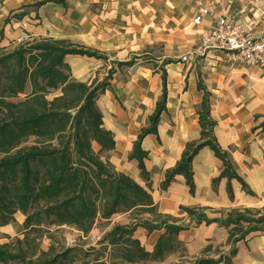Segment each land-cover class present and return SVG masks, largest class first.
<instances>
[{
	"label": "crops",
	"instance_id": "crops-1",
	"mask_svg": "<svg viewBox=\"0 0 264 264\" xmlns=\"http://www.w3.org/2000/svg\"><path fill=\"white\" fill-rule=\"evenodd\" d=\"M39 1L0 0V48L7 50L28 35L33 40H69L103 55L104 59L70 54L63 58L76 81L106 84L95 103L115 146L102 159L115 172L146 188L159 214L184 226L177 234L184 249L182 259L194 260L210 244L217 245L218 251L212 252V247L208 256L222 259L219 264H225L226 257L231 264H264V231L237 242L231 256L226 229L216 223L196 225L180 210L181 206L199 207L208 218H217L231 208H264V75L257 68H230L222 52L191 54L217 16L234 13L243 21L251 20L254 8L264 5V0H52L35 7ZM202 6L210 9V16L195 25L192 18ZM256 29L259 26L253 27ZM162 71L165 111L160 114L157 133L141 142L148 153L143 161L149 174L145 182L137 161L128 157L160 100ZM199 81L209 94L213 136L254 196L246 194L235 179L230 181L232 201L227 196L226 178L212 188L223 165L208 147L191 161L193 195L181 175H175L167 189H160L165 172L177 165L185 144L199 139L197 112L203 98ZM92 148L99 150L94 142ZM163 231L148 233L138 227L134 237L151 252Z\"/></svg>",
	"mask_w": 264,
	"mask_h": 264
},
{
	"label": "trees",
	"instance_id": "trees-1",
	"mask_svg": "<svg viewBox=\"0 0 264 264\" xmlns=\"http://www.w3.org/2000/svg\"><path fill=\"white\" fill-rule=\"evenodd\" d=\"M49 1L52 0H42L34 6L40 7ZM55 2L63 3V0ZM69 54L105 58L69 40L52 38H40L21 44L12 52H0V228L13 223V215L19 211L25 216L23 227L27 231L41 232V222L49 220L51 224L73 226L86 234L98 213L103 219H109L118 213L135 211L147 218L141 224L116 225L103 240L117 251V258L122 262H162L182 248L177 234L185 228L177 224L178 220L159 214L146 188L115 172L102 159L103 153L115 146L112 133L103 127L102 114L95 103L106 84H86L73 79L68 65L63 62ZM161 79L160 100L149 117V126L138 134L128 157L137 161L145 182L149 180V174L143 161L148 153L141 148V142L145 136L157 133L160 114L165 111L164 71ZM197 87L203 91L197 112L199 139L185 144L177 165L165 172L160 189H167L174 176L181 175L193 195L191 161L200 149L208 147L223 165L221 174L212 181V188H216L220 179L226 178L227 196L232 201L230 181L235 179L246 194L254 196L217 144L213 136L215 122L210 117L209 94L200 81ZM54 91L58 94L48 99ZM261 127L264 133V121ZM93 142L99 146L97 152L92 148ZM180 210L196 225L216 223L226 229V244L231 246V256L236 253L237 242L251 232L264 231V214H260L259 209L231 208L217 218H208L199 207L181 206ZM248 213L259 216L256 219L247 217ZM253 223L258 226H251ZM138 227L148 233L164 230L151 252L145 251L134 237ZM72 250L32 258L21 248L12 251L10 245L4 243L0 244V263L69 264L68 253ZM211 250L212 245L205 246L201 256L191 264H219L222 259L208 256ZM223 261L231 264L230 258Z\"/></svg>",
	"mask_w": 264,
	"mask_h": 264
},
{
	"label": "rangeland",
	"instance_id": "rangeland-1",
	"mask_svg": "<svg viewBox=\"0 0 264 264\" xmlns=\"http://www.w3.org/2000/svg\"><path fill=\"white\" fill-rule=\"evenodd\" d=\"M33 41L35 40L30 39L28 43H32ZM20 45H11L7 50L0 48V52H12ZM27 91L28 89L26 92ZM57 94L58 91H54L48 95L47 98L50 99L53 95ZM259 210L260 214L263 215L264 208ZM246 216L256 219L259 215L248 213ZM145 218H147L146 215H141L135 211L118 213L111 216L109 219H103L102 214L98 213L93 220L91 230L86 234L79 232L73 226H58L51 224L49 220H43L40 225L41 232H36L24 229L23 222L25 216L17 211L13 215L14 222L0 228V244H9L12 251L21 248L26 256H31L32 258L37 256L45 257V254H47V257H50L63 252L65 249L73 248V250L68 253L71 257L69 264H128L118 259L117 251L103 239L106 233L114 226L141 224ZM243 225L244 228L247 227L246 224ZM251 226L258 225L253 223ZM258 232L260 231H254L248 235ZM17 240H23V242L19 243ZM212 247H215L212 252L218 251L217 245H212ZM183 256L184 249L180 248L172 256L165 258L162 262L146 261L135 264H191L193 260L182 259L181 257ZM7 264L21 263L9 262Z\"/></svg>",
	"mask_w": 264,
	"mask_h": 264
},
{
	"label": "built area",
	"instance_id": "built-area-1",
	"mask_svg": "<svg viewBox=\"0 0 264 264\" xmlns=\"http://www.w3.org/2000/svg\"><path fill=\"white\" fill-rule=\"evenodd\" d=\"M210 13L208 7H200L192 18L193 24H201ZM256 26L259 29L253 30ZM28 42V35L16 40L18 45ZM209 51L222 52L230 68H257L264 75V5L254 8L251 20L243 21L234 13L217 16L215 23L199 38L191 54L204 56Z\"/></svg>",
	"mask_w": 264,
	"mask_h": 264
}]
</instances>
